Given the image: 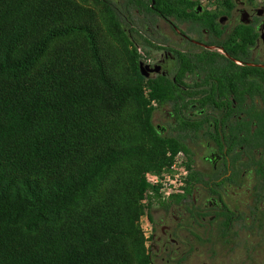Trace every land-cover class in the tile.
I'll list each match as a JSON object with an SVG mask.
<instances>
[{"label": "trees", "instance_id": "16d2710c", "mask_svg": "<svg viewBox=\"0 0 264 264\" xmlns=\"http://www.w3.org/2000/svg\"><path fill=\"white\" fill-rule=\"evenodd\" d=\"M85 1L0 0V264H148L140 218L157 189L146 174L178 151L192 163L193 101L166 75H141L135 31L108 0L102 22ZM128 2L197 17L186 0ZM167 105L176 121L164 135L152 119ZM255 117L259 134L264 112Z\"/></svg>", "mask_w": 264, "mask_h": 264}, {"label": "flooded vegetation", "instance_id": "af4514ba", "mask_svg": "<svg viewBox=\"0 0 264 264\" xmlns=\"http://www.w3.org/2000/svg\"><path fill=\"white\" fill-rule=\"evenodd\" d=\"M114 1L126 9L125 23H133L132 8L147 30L146 15L163 20L154 34L163 42L142 34L141 43L134 41L150 70L146 78L166 75L182 89V101H193L188 118L202 115V154L190 146L197 137L188 138L194 158L185 179L168 195L159 189L145 195L140 225L148 264H264V125L255 133V112H264V0H186L192 3L187 12L197 15L190 18ZM114 1L108 3L115 7ZM238 27L256 36L247 40ZM187 59L195 66L181 71ZM256 83L258 94L249 89ZM169 115L175 124L174 112Z\"/></svg>", "mask_w": 264, "mask_h": 264}, {"label": "rangeland", "instance_id": "374dc122", "mask_svg": "<svg viewBox=\"0 0 264 264\" xmlns=\"http://www.w3.org/2000/svg\"><path fill=\"white\" fill-rule=\"evenodd\" d=\"M78 1L80 2L81 0H78ZM257 1L258 0H255V2H257ZM83 3L86 6L93 7L97 11L96 12L97 15H98L97 21L102 22L104 7H103V5L101 3H99V0H87V1H85ZM114 5H115V1H114ZM115 8H116V10L118 12L120 20L123 21L121 19L122 18L121 16H122V14L126 13V9L123 6L121 7L119 5V3L117 5H115ZM101 13H102V16H101ZM128 17L133 20L132 24H130V23H126V24L128 26L132 27L133 30L135 31V34H134V39L135 40L134 41H138V43H141L142 39L139 37V34H142L146 38L147 37L149 38L152 35L153 36V40H154L155 43L163 42V41H161L160 39H157L154 36V34L157 35L158 33H161V30L158 29L159 26L157 27V24H159L161 26L163 24V20L158 19L156 16H151L149 14L146 15L145 17H143V21L145 23H147L148 26H149V29L147 30V29H145V25L146 24H143V23L139 22L142 19V13L135 12L134 8H132V9H130L128 11ZM147 19H149V20H147ZM136 32H138V33H136ZM149 40H150V38H149ZM145 46H146L147 49L151 48L148 45H145ZM142 48H144V47H142ZM149 57H150V59L153 58L152 57V53L149 55ZM170 111H172L171 107L169 105H167V106H162V107L158 108L157 110H155V112L153 114V119H152L153 124L155 126L158 125L160 127H165L164 132L161 133V134H164V135H168L169 132L171 131L170 125L172 123V116L169 115ZM203 142H205L204 139H203ZM193 145L196 147V150L198 152L197 156L201 155L202 154V139L200 137L198 138V136H197V138L194 140V143L193 142L190 143V146L193 147ZM193 155H194V153H193ZM193 155H192V157H193ZM143 224H145V222Z\"/></svg>", "mask_w": 264, "mask_h": 264}, {"label": "built area", "instance_id": "2783aa9c", "mask_svg": "<svg viewBox=\"0 0 264 264\" xmlns=\"http://www.w3.org/2000/svg\"><path fill=\"white\" fill-rule=\"evenodd\" d=\"M187 171V157L183 151H178L173 155L172 162L166 170L160 173H147L146 180L151 188L159 189L163 194L168 195L172 192L173 185L185 179ZM150 191L153 192L152 189ZM145 227L146 225H143L144 229Z\"/></svg>", "mask_w": 264, "mask_h": 264}, {"label": "water", "instance_id": "95a60500", "mask_svg": "<svg viewBox=\"0 0 264 264\" xmlns=\"http://www.w3.org/2000/svg\"><path fill=\"white\" fill-rule=\"evenodd\" d=\"M139 69H140V73L142 76L144 77H148L149 75V69L147 65H144L141 61L139 62Z\"/></svg>", "mask_w": 264, "mask_h": 264}]
</instances>
